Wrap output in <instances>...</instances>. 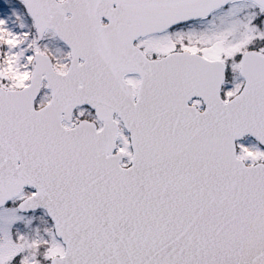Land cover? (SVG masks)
I'll list each match as a JSON object with an SVG mask.
<instances>
[{
	"label": "snow or ice",
	"instance_id": "obj_1",
	"mask_svg": "<svg viewBox=\"0 0 264 264\" xmlns=\"http://www.w3.org/2000/svg\"><path fill=\"white\" fill-rule=\"evenodd\" d=\"M0 264H264V0H0Z\"/></svg>",
	"mask_w": 264,
	"mask_h": 264
}]
</instances>
